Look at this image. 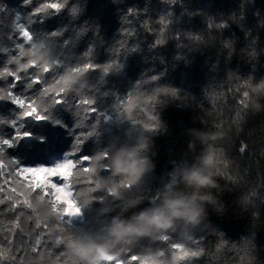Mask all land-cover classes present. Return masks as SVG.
Masks as SVG:
<instances>
[{
  "label": "trees",
  "instance_id": "16d2710c",
  "mask_svg": "<svg viewBox=\"0 0 264 264\" xmlns=\"http://www.w3.org/2000/svg\"><path fill=\"white\" fill-rule=\"evenodd\" d=\"M55 1L2 0L9 12L0 14V48L7 50L0 53V88L14 81L11 75L39 70L48 84L35 86L46 87L33 102L35 116L45 120L41 108L53 115L62 109L60 118L80 127L83 140L74 144L82 157L70 160V183L81 219L69 223L65 207L28 189L20 168L0 159V264H100L104 253L122 264H178L183 254L169 244L126 253L110 228L114 218L133 221L155 208L152 201L161 206L165 194L196 192L210 197L198 200L203 218H177L169 225L173 243L189 248L186 237L198 240L199 264H264V0H68V7L58 0L59 14L43 23L13 19L12 9L23 17L39 2L50 11ZM13 29L34 35L35 48L14 54ZM161 36L165 43L153 47ZM93 45L97 69L90 71L86 50ZM57 93L72 111L51 104ZM0 104L5 114L13 107ZM118 111L123 123L108 124L102 115ZM132 149L150 161L143 175L114 164ZM15 154L26 164L36 159L27 148ZM176 166L177 185L168 189ZM193 170L205 187L185 181Z\"/></svg>",
  "mask_w": 264,
  "mask_h": 264
},
{
  "label": "snow or ice",
  "instance_id": "6c2138e0",
  "mask_svg": "<svg viewBox=\"0 0 264 264\" xmlns=\"http://www.w3.org/2000/svg\"><path fill=\"white\" fill-rule=\"evenodd\" d=\"M21 2L23 5L33 4V0H21ZM165 2L175 3L178 2V0H165ZM179 2H182V0H179ZM61 3L64 7H68V0H61ZM42 4L45 3L39 2L38 6L34 7V10L30 9L29 12L23 15V17L18 10L12 9L11 11L13 13L14 21L21 23L23 19V23L27 24L28 27H31L32 24L43 23L44 19L59 14L54 8L50 11H43L41 8ZM8 12L9 8L7 4L0 0V14L5 15ZM70 12L73 17H75L78 9L72 7ZM33 17H38V19H34ZM0 23H3V21L0 20ZM218 27L224 26L221 25ZM13 31L18 38L21 40L24 39L19 30L13 29ZM64 31H67V29L65 28ZM60 35H63V32H61ZM81 35V33H77L74 39L79 40ZM127 35H134V33H128ZM194 39H199V37L196 36ZM164 43L165 40L162 36L158 37L154 42L153 47ZM120 46L121 48L127 47L124 41H121ZM128 50L132 51L133 49ZM6 52V49L0 48V53ZM94 54L95 46L93 45L86 50V55L88 57L87 67L90 71L97 69L96 63L92 62L91 59ZM100 70L105 73L108 71L107 67L104 66H101ZM11 76L14 77V81H9L6 88H0V102L13 106L9 109L7 114L0 112V159L7 160L8 164L11 165L13 169L23 168L27 165L34 166L37 163H41L46 167H55L57 161H63L65 159L80 161L82 155H78L76 152V149L79 148L80 145L79 143L74 144L78 137L80 141L83 140V136L80 135L81 131H77L80 127L77 126V123H73L71 120L68 123H65V121L59 116V112L62 111V109H58L57 113L53 115V111H45L44 108H41L40 112H42L45 117H48V119L45 120H40L35 115H26L27 105L42 99L46 89V87L39 88L35 86L40 85L42 81L44 85H47L48 81L42 78V74L39 70L32 72L31 75H29L28 72H25L23 76L20 74H14ZM50 100L51 104L54 106L62 104L68 108L69 111L73 110V105L68 106L66 97H61L60 93L51 97ZM80 103L87 105L88 101L81 100ZM92 105H96L95 101H93ZM76 116L78 117L79 113H76ZM25 133L28 135H24ZM65 135L70 136L71 139L65 141ZM53 144H55L54 149L52 147ZM20 148H27L28 152L35 153L36 159L32 163L26 164L19 155L15 154ZM241 150H243V148ZM52 179L55 184L64 183L63 179L58 176L53 177ZM4 203L5 201L0 199V205Z\"/></svg>",
  "mask_w": 264,
  "mask_h": 264
},
{
  "label": "clouds",
  "instance_id": "9594fccd",
  "mask_svg": "<svg viewBox=\"0 0 264 264\" xmlns=\"http://www.w3.org/2000/svg\"><path fill=\"white\" fill-rule=\"evenodd\" d=\"M114 164L117 170L126 171L135 176L143 175L150 167V161L140 158L138 149L121 153L114 160ZM185 181L197 189L206 186L202 175L195 170L186 174ZM204 199H210V197L201 196L199 192L193 193L191 197L165 194L161 206L141 212L139 216L133 218V221L116 218L110 231L114 236L122 238L126 235L148 233L150 229H167L177 218H183L188 223H197L203 218V207L198 200Z\"/></svg>",
  "mask_w": 264,
  "mask_h": 264
},
{
  "label": "rangeland",
  "instance_id": "374dc122",
  "mask_svg": "<svg viewBox=\"0 0 264 264\" xmlns=\"http://www.w3.org/2000/svg\"><path fill=\"white\" fill-rule=\"evenodd\" d=\"M49 8H54L56 11H59L61 9V4L58 0H56L54 3H51V6L49 5ZM25 35L28 36L29 34L25 32ZM34 106L35 104L32 103L30 107L26 108L27 116H34L36 114ZM102 115L106 117L108 124L111 123L112 120L117 123H123V120L121 121L122 111H118L112 115ZM84 162L87 164V166H89L91 164V158L85 157ZM19 173L25 179V184L27 185L28 189H33L41 193L43 197H47L50 200V204L56 208L65 207L69 215V223L72 224L81 219L82 210L80 203L74 197V194H72L73 192L71 193L70 191L72 188L70 181L73 173V164L70 160L65 159L63 161H57L55 167H46L43 165H40L39 167H32L27 165L23 168H20ZM57 176L63 179V184L54 183L52 178ZM75 200L79 204V206L76 208L72 207V202ZM182 251H188L189 255L184 256ZM181 253L183 256L178 264H180L184 258L189 259L191 264H199L196 257L197 252L194 251L193 245L189 248L185 247L183 250H181ZM100 260L104 261L103 264H122L119 257H114L113 255L107 253H104ZM110 261L112 262L110 263ZM157 264L162 263L157 262Z\"/></svg>",
  "mask_w": 264,
  "mask_h": 264
},
{
  "label": "built area",
  "instance_id": "2783aa9c",
  "mask_svg": "<svg viewBox=\"0 0 264 264\" xmlns=\"http://www.w3.org/2000/svg\"><path fill=\"white\" fill-rule=\"evenodd\" d=\"M28 34H29L28 36L25 35V30H23L21 32V35L23 36L24 39L21 40L19 38V40L16 41L15 44L12 46L11 51L14 54H21L25 50L32 51L35 48V46L37 45V38H35V36L30 34V33H28ZM59 66L61 67V66H63V64H59ZM31 104H28L27 107H30ZM178 178H179V169L176 166L173 173L171 174V178H170L169 184L167 185V188L170 189L173 186L177 185ZM70 191H71V193L73 192L72 188L70 189ZM152 204L156 208V202L152 201ZM78 206H79V204L76 200L72 202V207L76 208ZM115 219L116 218H114L113 221ZM172 240H173V233L171 232L169 227L167 229H163V228L150 229V231L148 233L142 232V233H139L137 235H126L125 237H122V243L124 245L126 253H128V252L130 253L131 248L143 249V248H145L147 246H151L155 243L169 244L171 246V248L174 250H183L185 248L184 245L175 244V243H173ZM185 241L187 242V244H191L193 246H196L199 243L198 240L193 241L187 237L185 238ZM111 262L112 261H110V263ZM100 263L103 264L104 261L101 260ZM180 264H191V263L189 262V259L184 258Z\"/></svg>",
  "mask_w": 264,
  "mask_h": 264
}]
</instances>
